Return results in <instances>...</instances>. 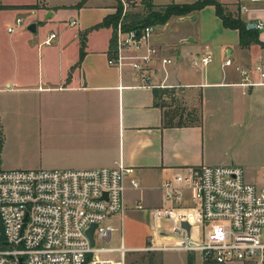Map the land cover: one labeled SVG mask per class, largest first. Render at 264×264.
<instances>
[{
  "label": "crops",
  "instance_id": "obj_1",
  "mask_svg": "<svg viewBox=\"0 0 264 264\" xmlns=\"http://www.w3.org/2000/svg\"><path fill=\"white\" fill-rule=\"evenodd\" d=\"M80 1L0 0V5H36L0 8V93H7L10 110L19 115L10 133L4 132L3 146L8 151L16 142L32 149L29 156H5L3 167L83 169L123 163L134 168L126 181V209L145 202L149 216L150 209L164 205L161 184L186 167L239 165L244 176L253 173L264 185V81L252 71L254 83L244 85L237 70L252 68L264 46L241 48L238 30L224 27L213 5L158 25L152 41L173 60L167 73V82L174 85L167 89L172 105L200 120L168 125L160 95L139 85L128 67L119 70L107 63L112 29L94 26L114 13L119 1L84 0L75 7ZM149 1L161 7L196 0ZM216 1L234 13L245 2L249 10L239 11L241 18L247 24L264 23V0ZM18 17L25 20V29L8 32ZM31 23L34 32L28 30ZM50 32L57 36L46 44ZM258 38L264 44V28ZM206 54L212 57L207 65H193L196 56ZM227 58L230 65L223 64ZM25 102L30 104L23 107ZM131 178L137 179L138 189L130 187ZM189 196L186 191L183 205L191 204ZM152 197L157 201L151 202ZM150 219L146 236L155 244L176 240L168 221L161 219L156 229ZM120 237L125 241L122 226Z\"/></svg>",
  "mask_w": 264,
  "mask_h": 264
},
{
  "label": "built area",
  "instance_id": "obj_2",
  "mask_svg": "<svg viewBox=\"0 0 264 264\" xmlns=\"http://www.w3.org/2000/svg\"><path fill=\"white\" fill-rule=\"evenodd\" d=\"M118 1L122 8L112 32L114 50L108 54V65L119 70L128 67L139 85L173 88L167 82L168 66L173 60L161 55L152 41L158 25L125 29L124 15L132 4L141 3ZM238 8L240 12L249 10L245 2ZM22 24L24 19L18 17L6 30L14 32ZM254 27L263 29L264 23L259 20ZM56 36L50 32L43 42L49 44ZM211 60L206 54L196 56L192 63L203 67ZM223 64L230 65L231 60L227 58ZM237 70L244 85L254 83L249 80L252 71L264 81V54L258 56L252 68ZM133 174L134 168L123 163L83 169H0V225L4 233L1 237L0 229V264H127L128 252L153 250L198 252L200 262L207 264H264V185L247 182L239 165L186 167L161 184L164 205L150 209L149 214L156 229L161 219L170 223L169 232L176 237L174 244L130 248L120 237L117 247H96L97 239L107 243L112 232L121 229L126 181ZM129 184L139 188L136 178H131ZM186 191L190 192L189 206L183 205ZM132 207L144 209L140 202ZM117 214L119 226L109 223ZM182 220L192 226L190 237L180 226ZM92 224L96 225L94 245L86 233ZM108 252H117L119 257H99V253Z\"/></svg>",
  "mask_w": 264,
  "mask_h": 264
},
{
  "label": "rangeland",
  "instance_id": "obj_3",
  "mask_svg": "<svg viewBox=\"0 0 264 264\" xmlns=\"http://www.w3.org/2000/svg\"><path fill=\"white\" fill-rule=\"evenodd\" d=\"M141 6L136 5L132 9L141 10ZM174 20L172 22H175L177 20L178 16H173ZM171 17V18H173ZM25 20L24 24H22V27L20 30L25 29ZM19 30V31H20ZM7 94V93H6ZM6 94L0 93V169H6L3 167L1 162L3 161V158L5 156L15 158L17 153L22 152L23 155L29 156L32 154V149L29 146H26L24 148L23 145L18 144L16 142L13 143V145H9V150H4V132L7 129V133H10L9 129L13 128L16 124V121L19 117V115H16L13 113L10 108L11 104L9 99L7 100V96H4ZM169 104H172L173 102L170 99L166 100ZM180 101V100H179ZM183 103V102H181ZM30 103H21L23 107H27ZM196 104V103H195ZM6 107L4 108V106ZM195 107H198L196 105ZM168 108H166L167 111ZM193 112L196 109H192ZM3 111V112H2ZM197 112V111H195ZM187 112L184 113L182 120L183 122H187V120H190L193 118V115H189V117L186 115ZM194 114V113H191ZM22 117H25L26 114L23 113L21 115ZM176 120H179V117L176 116ZM9 128V129H8ZM13 138V137H12ZM10 138V141L11 139ZM12 169H23V168H12ZM245 180L249 183L256 184L257 186H260V179L258 176H255L253 173L245 172L244 176ZM157 201V199L151 198L152 201ZM143 206L146 210H135L133 207L131 209H126L125 216L122 219V233L124 234L125 239V245H133V246H148L153 242L152 239H149L148 236H146L149 232L150 225H151V219L148 215V205L146 203H143ZM120 215H114L113 216V224L115 226H119L120 224ZM202 230L206 231V227H204ZM120 236H121V229H116L112 232V240L107 243H102L101 240H96V247H101L102 245L107 247H117L120 244ZM152 237V236H151ZM167 245L174 244V242L166 243ZM156 245V244H155ZM165 245V244H160ZM155 260V263H150L149 258L152 257ZM99 257L101 258H110V259H116L119 257L117 252H108V253H99ZM187 257L192 259V264H207V263H201L200 262V254L198 252H185V251H176V250H153V251H135V252H128L126 254V261L127 264H188ZM233 264H239V263H233Z\"/></svg>",
  "mask_w": 264,
  "mask_h": 264
},
{
  "label": "trees",
  "instance_id": "obj_4",
  "mask_svg": "<svg viewBox=\"0 0 264 264\" xmlns=\"http://www.w3.org/2000/svg\"><path fill=\"white\" fill-rule=\"evenodd\" d=\"M141 10L132 9L128 11L123 18V27L125 29L134 28L138 29L143 27L144 25H162L165 22H167L171 17L173 16H184L188 14H193L197 10L201 9L205 5H213L215 8L216 14L219 16V18L222 21V24L226 28H232L237 29L239 32V45L241 48H247L251 44H260L261 46H264L262 42H260L258 38V29L256 28H248L247 23L241 18V15L239 11L237 10L235 13L228 10V8L223 5L222 3L216 1V0H196L192 3H170L167 5H163L161 7H155L149 0H140ZM84 4V0H81L78 2L75 7H80ZM35 4H28V5H0V8H27L31 9L34 8ZM132 6H136L135 4H132ZM121 4L120 2L117 5V9L114 13L106 15V17L98 24H96L94 27L99 26H107L112 29V32L117 24V21L121 14ZM114 50V39L113 34L110 38V44H109V54L112 53ZM172 90L167 89H160V88H154V92L158 95H160L162 101H161V107L164 108V124L172 125V124H182L184 123L182 120V117L184 115V111L180 109L177 106H173L172 104H169L165 99H171L173 100L174 97L171 96ZM174 92V91H173ZM162 96L164 98H162ZM166 108L167 111H166ZM193 115V118L190 120H187V122H194V120L198 119L197 114H186ZM176 116L179 117V120H176ZM198 122L200 120L198 119ZM150 263H155V260L152 257L149 258ZM187 263L192 264V259L187 257ZM159 264V263H158Z\"/></svg>",
  "mask_w": 264,
  "mask_h": 264
},
{
  "label": "water",
  "instance_id": "obj_5",
  "mask_svg": "<svg viewBox=\"0 0 264 264\" xmlns=\"http://www.w3.org/2000/svg\"><path fill=\"white\" fill-rule=\"evenodd\" d=\"M193 18H194V16H193ZM247 27L248 28H255L254 24H252V23H248ZM28 30L34 32L35 31V24L34 23L29 24L28 25ZM104 195H106V193H104ZM95 226H96L95 224H92L86 231L91 245H94L93 231H94ZM180 226L185 230L187 237H190V235H191V227H192L190 225V223L188 221H186V220H182V221H180ZM0 229H1V232H2L1 237H4L3 225L2 224L0 225ZM20 264H22V263H20Z\"/></svg>",
  "mask_w": 264,
  "mask_h": 264
}]
</instances>
